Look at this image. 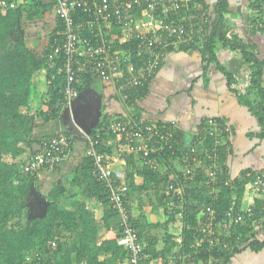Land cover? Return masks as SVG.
Returning <instances> with one entry per match:
<instances>
[{"label": "trees", "instance_id": "1", "mask_svg": "<svg viewBox=\"0 0 264 264\" xmlns=\"http://www.w3.org/2000/svg\"><path fill=\"white\" fill-rule=\"evenodd\" d=\"M26 1V4H9L6 8L0 6V264H24L27 254L34 250L41 254L38 264H117L126 257L124 247L118 242L120 217L117 210L111 206L107 190L91 173V158L86 154L79 174L76 178L74 175L71 182L75 184V179L85 182L82 189L85 196L84 200L80 199L76 203L73 201L67 207L64 204V193L67 184L58 180L46 195L49 202L45 207V212L40 215H33L31 212L29 205L31 198L30 186L35 185L36 175L26 172L22 165L31 157L28 151L32 149V133L37 121L35 116L41 115V113L29 108L32 97V84L39 74L44 73L48 76V94L51 98L48 99L47 106L52 108L51 113L54 114L56 112L54 106L62 96L65 74L58 71L62 57L50 56L53 41L55 39L61 41L63 37V26L55 12L56 0ZM199 1L201 2V0ZM256 1L255 8H261L259 3L261 0ZM195 4V8H192V6L189 9L182 7L179 13L186 18L189 24L195 22L197 29H202L204 35L200 37L199 33H194L191 41L175 44L182 50L188 46L194 47L208 61L216 60L215 46L218 41L227 47L239 49L244 62L251 70L250 81L260 91V100L254 104L249 101L245 96L246 94H237L238 98L240 102H244L257 115L259 122L264 124V89H261L259 83L262 62L257 59L253 49L246 45H238L235 39L226 36L227 28L223 26V14L228 11L226 0L219 1L214 18L212 15L204 13L205 9L201 3L195 0ZM260 10L263 14L264 9L261 8ZM190 15H192V18H189ZM173 17L178 18L177 15ZM75 19L79 21L86 19V17L79 13L75 16ZM52 21L56 22L54 27H51ZM26 22L32 29L31 35H28L26 31ZM30 23L32 24L30 25ZM113 27L112 34H120V26L113 25ZM150 34L151 32L148 36ZM156 36L171 39V44L164 48L163 53L172 50V42L178 40L175 34H170L167 30L163 31L160 36L156 32ZM107 38H112L111 32ZM45 40L46 45L40 50L37 43ZM140 41L136 37L130 42H123L121 45L115 43L113 48L115 50L126 49L129 46L132 62L139 65L147 59V55L143 54L139 57L137 55V45ZM117 43L119 42L117 41ZM162 58H160L158 68L155 69L154 74L151 75L147 83L125 89L119 94V98H122L129 107L131 106L132 111L130 114H108L87 132L93 137L95 150L109 161H111V156L114 154L123 157L127 164L128 162L130 164V161L133 160V152L118 153V145H114L115 143L112 142L108 143L109 139H115L118 144L121 140L117 139L116 132L108 129L107 125L111 118L116 120L130 118L137 121L140 117H143L137 109V102L146 95L151 79L157 74L162 65ZM221 70L225 73L228 84L231 85L233 83L232 74L222 67ZM75 73L73 85H75L78 93L90 87L98 79L93 72H85L77 67ZM23 108L29 110L24 113L22 112ZM208 120L209 116L199 120V123L195 125L188 145H184L182 142V132L175 119L154 120V122L157 125L162 124V122L166 124L165 130L169 129L172 132V139L175 140L172 145L176 150V155H179L180 151L186 146L193 144L196 138L195 131L204 127ZM146 121L153 120L146 119ZM172 122H175L177 126ZM61 131L71 134L66 130ZM261 135L264 136V133H261ZM71 137V142H73L70 150L76 141L73 135ZM222 139L223 141L218 146V152L223 169L222 158H224L225 148H227L228 133H224ZM209 144H211V140L207 139L205 149H209ZM85 145L87 147L86 140ZM169 154L170 150L165 148L155 157L159 162H167L170 160L168 158ZM138 157L140 168L137 170V174L142 179L141 184H134L132 176L135 173L132 170H128L125 174V180L118 181L127 185L123 199L128 206L132 224L138 230L141 239L142 224L139 225L137 219L132 217L128 205L130 190L152 189L156 193L159 203L162 202L168 205L166 208L171 217L166 222L172 224L175 220L174 215L181 212V216H178V218L182 227L178 229L177 233H180L182 243L187 251H193L190 244L194 241V236L198 235L196 225L200 208L203 205H212L217 214L221 215L229 207L232 200H235L236 206L241 204L243 197L247 194L246 192L249 191L246 186H248L250 180L257 176L262 177L261 173L251 172V176L245 177V174H243L242 178H236L230 182L227 181V178H224V170L221 169V174H218L216 180V190L211 193V189L205 183L207 178L204 176L203 171L195 169L185 190L183 203L180 204L175 196L165 193L168 183L173 179V175H176L174 181L177 177L181 178L183 166L178 158H175V156L172 158L167 170L155 171L140 162L139 154ZM114 176L117 175L114 174ZM117 178L119 179V177ZM88 199H95L100 207L104 209L101 211V225L97 222L93 212L87 207L88 201L86 200ZM255 199L250 203L252 211L245 213L244 221L236 227L229 237L225 238L227 246L224 248L219 247L211 252L200 248L196 250L195 256L204 259L213 256L218 259L216 264H227L232 255L241 252L246 247H250L253 251L260 250L264 246V241L256 239L255 225L260 223L264 211L262 201L258 198ZM142 203L141 200L140 204L142 205ZM178 203L182 205L180 208L177 206ZM140 219L142 218L138 220ZM156 226L158 225L156 224ZM101 227L107 230L115 229L117 232L116 238L100 241L98 233ZM168 241L170 242L171 238H168ZM153 246L154 244L149 245L147 250L144 249V251L154 254ZM170 246L171 243L165 248L166 252L170 250Z\"/></svg>", "mask_w": 264, "mask_h": 264}, {"label": "crops", "instance_id": "2", "mask_svg": "<svg viewBox=\"0 0 264 264\" xmlns=\"http://www.w3.org/2000/svg\"><path fill=\"white\" fill-rule=\"evenodd\" d=\"M219 1L201 0L200 2L196 0L204 7V13L212 15L213 18L216 16ZM226 3L228 11L223 14V26L227 28L226 36L235 39L238 45H246L253 49L257 59L262 62L259 83L261 89H264V28L256 27L254 23L256 21H252L262 14L261 1H259L261 8H255L256 0H226ZM54 24L56 22L52 21L51 27H54ZM37 44L41 50L46 45V40L39 41ZM172 46V50L165 52L162 65L151 79L146 95L138 100V111L144 118L153 121L175 119L181 129L184 145H188L199 120L207 116L223 120L230 127L227 148L222 158L224 178L232 182L249 172L250 174L251 172L261 173L264 178V136L261 135L264 133V124L259 122L257 115L244 102L239 101L237 95L246 94L245 96L254 104L260 100V91L250 81L251 70L244 62L241 51L227 47L218 41L215 46L216 60L208 61L194 47L188 46L182 50L177 44ZM221 67L232 74L233 83L231 85L228 84ZM48 85L49 79L44 73L39 74L33 80L29 108L41 115L35 116L37 121L32 133V149L28 151V154L38 150L43 138L61 130L70 132L76 141L67 159L53 170H40L36 175L35 185H32L48 201L46 195L54 183L60 180L67 184L64 204L68 207L73 201L76 203L80 199L84 200L85 197L82 191L85 182L75 179V184L71 183L74 175L76 178L83 165L86 147L85 134L104 116L118 113L130 114L132 110L131 106L129 107L122 98H119L115 85L96 79L90 87L79 93L70 106L64 103L61 96L54 106L56 112L52 114V108L47 106V101L51 98L48 94ZM98 95L101 102L100 113L96 112ZM27 108H23L22 112L29 110ZM63 110H67L70 116H62ZM111 142L118 145L115 139L108 140V143ZM133 154L134 158L130 164L116 154L111 156V162L119 180H125L124 171L126 170L121 173V169H132L135 173L134 184H141L142 179L137 174L140 168L139 157L137 153L133 152ZM246 187L249 191L246 192L241 203L250 205L257 197L251 192L249 186ZM165 193L168 194L166 191ZM30 194L29 205L32 214H43L40 211L42 209L40 204L37 203V206L34 202L38 210L34 209L31 191ZM128 200L132 217L137 219L139 225L142 224L141 240L144 249L147 250L149 245L154 244V254L144 251L143 264H167L166 261L172 254L177 255L185 250L181 235L177 233L182 227L179 215L174 213L175 220L172 224L166 222L171 217L166 208L168 205L159 203L152 189H140L139 191L132 189ZM86 201H88L87 207L101 225V211L104 209L95 199ZM180 204L177 205L179 208L182 206ZM139 218L142 219L138 220ZM156 224L158 226L155 227ZM255 230L256 239L264 241V213L260 223L255 225ZM116 236L115 229L107 230L101 227L98 233L100 241L114 239ZM168 238H171L170 242ZM170 243V250L166 252L165 248ZM117 264H125V259ZM227 264H264V246L258 251L246 247L241 252L232 255Z\"/></svg>", "mask_w": 264, "mask_h": 264}, {"label": "built area", "instance_id": "3", "mask_svg": "<svg viewBox=\"0 0 264 264\" xmlns=\"http://www.w3.org/2000/svg\"><path fill=\"white\" fill-rule=\"evenodd\" d=\"M15 3L26 4L27 1L0 0V6L3 8ZM191 6L196 7L195 0H56L55 12L63 26V37L61 41L58 39L53 41L50 56L62 57L58 71L65 74L62 89L64 103L70 106L79 95L73 85L76 67L85 72H93L100 81L115 85L118 96L125 89L147 83L158 68L160 58L165 54L164 48L171 44L169 37L160 36L163 31L167 30L177 36L178 40L172 42L173 44L191 41L194 33H199L200 37L204 35L202 29H197L195 22L189 24L179 13L182 7L189 9ZM261 6L264 9V0H261ZM79 13L86 19L77 21L75 16ZM175 15L178 18H174ZM189 18H192V15ZM252 21H256L254 22L256 27L263 29L264 13ZM113 25L120 26V34H112ZM110 32L112 38L108 39ZM149 32L151 34L148 36ZM156 32L160 38L156 36ZM136 37L141 40L137 45L138 57L147 55L146 61L139 65L132 62L129 46L126 49L113 48L115 43L121 45ZM107 128L116 132L117 139L121 140L117 148L118 153L135 152L140 155L142 164L155 171L167 170L172 158L174 156L178 158L183 166L181 178L177 177L175 182L176 175H173L166 192L175 196L179 203H183L185 190L195 169L203 171L207 178L206 185L211 189V193L215 192L217 176L223 170L218 146L223 141L224 133L230 132L228 124L219 118L209 117L207 124L195 131L196 138L193 144L186 146L179 155H176L172 145L175 141L172 139V132L168 128L165 130L166 124L163 122L157 125L143 117L137 121L130 118L125 120L111 118ZM71 136L72 134L65 131H59L56 135L43 138L38 150L31 154L22 168L35 175L42 169L53 170L67 159L73 142ZM207 139L211 140L209 149L204 147ZM85 140L87 141L85 154L92 162L91 173L107 190L111 206L117 210L120 217L118 241L126 251L125 264H143L144 246L138 230L130 220L128 206L123 199L127 185L118 182V176H114L112 162L95 150L93 137L86 133ZM165 148L170 150L168 155L170 160L159 162L155 156ZM245 176L251 174L245 173ZM248 186L262 201L264 210V178L257 176L249 181ZM251 211L250 205L241 203L236 206L235 200H232L221 215L217 214L212 205H203L196 225L198 235L194 236V241L190 244L193 251L185 249L177 255L172 254L166 263L216 264L218 259L213 256L206 259L196 257V250L204 248L211 252L227 246L225 238L244 221V214ZM177 214L181 216V212ZM40 257L41 254L37 250L31 251L27 254L24 264H38Z\"/></svg>", "mask_w": 264, "mask_h": 264}, {"label": "water", "instance_id": "4", "mask_svg": "<svg viewBox=\"0 0 264 264\" xmlns=\"http://www.w3.org/2000/svg\"><path fill=\"white\" fill-rule=\"evenodd\" d=\"M97 102H98V107H97V110H96V112L97 113H100V105H101V102H100V96L98 95L97 96ZM30 191H31V193H32V196H33V203H32V205H33V207H35L34 206V202H35V204L37 205V203L38 204H40L41 206H42V209L40 210L41 212H44L45 211V207L47 206V204H48V201L45 199V197L44 196H42L36 189H35V187H34V185H31V187H30ZM38 206V205H37ZM35 210L37 209L36 207L34 208ZM38 210V209H37Z\"/></svg>", "mask_w": 264, "mask_h": 264}, {"label": "rangeland", "instance_id": "5", "mask_svg": "<svg viewBox=\"0 0 264 264\" xmlns=\"http://www.w3.org/2000/svg\"><path fill=\"white\" fill-rule=\"evenodd\" d=\"M28 23L26 22L25 23V28L27 29L26 31L28 32V35H31V33H32V29H30L31 27H29L28 25H27ZM32 23H30V25H31ZM30 40V39H29ZM29 40H27L28 42H31V41H29ZM30 44V43H29ZM62 116H70V114L67 112V110H63V113H62ZM123 170H126V171H124V174H126L127 172H128V170L126 169V168H124V169H121V173H123ZM132 170V169H131ZM133 172H134V170H132ZM134 174V173H133ZM133 177V176H132Z\"/></svg>", "mask_w": 264, "mask_h": 264}, {"label": "clouds", "instance_id": "6", "mask_svg": "<svg viewBox=\"0 0 264 264\" xmlns=\"http://www.w3.org/2000/svg\"><path fill=\"white\" fill-rule=\"evenodd\" d=\"M77 97H78V96H77ZM77 97H76V98H77Z\"/></svg>", "mask_w": 264, "mask_h": 264}]
</instances>
